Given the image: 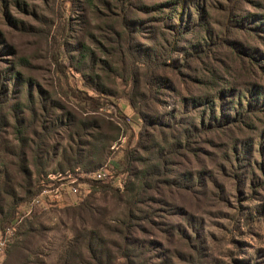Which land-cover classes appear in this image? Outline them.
I'll list each match as a JSON object with an SVG mask.
<instances>
[{"label": "rangeland", "instance_id": "1", "mask_svg": "<svg viewBox=\"0 0 264 264\" xmlns=\"http://www.w3.org/2000/svg\"><path fill=\"white\" fill-rule=\"evenodd\" d=\"M119 1L0 0V226L15 209L23 212L17 251L3 264H64L75 241L81 264H99L86 246L89 237L111 252L104 264H194L196 256L197 264H264V177L257 166L264 111L241 125L201 131L208 114L199 101L214 100L218 111L232 100L218 99L222 90L247 100L251 85L264 89V0H185L186 15L204 9L215 42L202 58L183 52L182 40L171 46L166 15L152 9L183 0H127L124 18L132 29ZM226 7L234 17H225ZM250 15L259 18L243 28L234 22ZM185 38L200 43L196 34ZM227 41L237 42L240 56ZM63 44L78 65L65 76ZM145 58L163 64L152 80L141 67ZM14 64L20 79L10 73ZM66 85L94 97L90 87H102L117 106L82 108L66 96ZM77 150L89 154L78 174L92 180L103 168L121 177L107 192L80 185L72 194L65 187L29 217L28 202L43 184L56 186L58 175L74 174L67 160ZM162 158L164 167L148 171ZM116 180L129 181V193L116 192L122 188ZM126 223L135 239L130 260L120 255Z\"/></svg>", "mask_w": 264, "mask_h": 264}, {"label": "trees", "instance_id": "2", "mask_svg": "<svg viewBox=\"0 0 264 264\" xmlns=\"http://www.w3.org/2000/svg\"><path fill=\"white\" fill-rule=\"evenodd\" d=\"M69 1L70 3H74V0H69ZM119 2H120V8H122V12H123L122 21L125 25H127L130 29H132L129 21H127V19L124 18V14L126 13V10H127V7L125 6L127 0H120ZM178 6L181 7L180 12H177ZM186 7H187V1L183 0V1H177V2L168 1L163 4L155 5L152 9H156L157 11H160L162 14L166 15L165 18H162V21H167V25L171 27L172 29L174 39H173V42H171V46L176 48L177 42L179 40H182L183 42H186V44L188 45V46L186 45L187 48L181 47V50L183 52H187V49H189L193 53V55L197 56V58L206 57L207 50L208 51L211 50L215 42L212 39V34L208 30L207 24L204 25L206 22L204 18V13H205L204 9L203 8L197 9L199 13H196V16L193 17L191 15L185 14ZM165 9L169 11L166 12ZM226 11L225 12L227 14H225V17H234L233 16L234 12H232L229 7H226ZM6 16L7 17L10 16L8 12H6ZM258 18L259 17L257 15H250V16L241 18V22H237L236 20H234V22L236 23V25L243 28L244 26L249 25L251 21H254L253 23H255V21H257ZM174 19L178 21L176 25H173ZM229 25L230 24L228 22L227 26ZM189 33L196 34L198 36L200 43H198L197 45L196 44L193 45L190 42V40H187L185 37ZM121 42H125L126 44H129L130 43L129 36L122 35ZM224 46L230 49L231 53L237 54L238 56H240L241 52L238 48L236 41L224 42ZM62 49H64V54H65L64 62H61L62 67L64 69L62 76H65L68 74V72L75 70L76 64L74 65L73 57L70 55L69 51L66 50V47L64 44L60 47L61 51ZM79 62L77 61V64H79ZM141 63H142L141 67H144V69L146 70V77L149 80L150 79L152 80L154 76L153 73L156 71V69H161L163 65L159 63V60L157 62H154L152 60H149L148 58H145V60L142 59ZM155 63H158L157 67L155 66ZM76 66L78 67V65ZM10 73L11 75H13L15 79L21 78V72L20 70H18V68H16V64H14V67L13 69H11ZM64 89L66 91L65 93L66 96L72 97L75 100L77 98L78 101H76V103L80 107L87 108L91 110L92 112H96L97 110L102 108L104 101L107 104L110 103V105L117 106L115 100L111 98V96L114 97V94L106 92L102 87H99V86L97 87L93 85L92 87H90V89L96 92L97 94H99L100 97L90 96L89 94H87V92H82L83 94H81L80 96L76 94L73 91V89L70 88V86L68 87L67 85L64 86ZM226 96H230L232 100L227 102V105L226 103L220 102L218 106V111L215 106L214 100L211 101L209 100L208 97H205V96H202V98H200L201 100L199 101H202V107H204V110L208 114V121H205L206 115L202 117V120L200 122L201 131L216 130L228 124L229 125H235V124L241 125L242 123H246L248 121H253L255 119H258L257 113L260 111H264L263 109L264 89L262 88L260 89L256 85H251V88L249 90V97L247 100H246V97L243 95V93H237V95H234L232 88H227L224 91L222 90L216 94V97L218 99L224 100L223 97H226ZM245 100H246V105L244 104ZM131 106L134 108L133 104H131ZM222 109H224V112H222ZM219 112H221L220 113L221 115L218 114ZM138 115L141 116L139 112H138ZM200 129H198L195 125L192 126V130L194 133H198V132L201 133ZM261 133H262V139H264V129L261 131ZM78 137H79V134H78ZM90 145H94V144H90ZM251 152H252L251 147L247 145L246 152H245L246 155H249ZM128 156H129V150H125L124 156L119 159L118 169H121V170L125 169V164L127 163ZM88 157H89V154H86L85 152L83 153L82 151L77 150L72 156V158H69L68 160L66 159L68 163L67 165L68 167H70L69 169L72 170L70 172H74L75 175L74 174L72 175L77 177L80 185L90 186V190L92 192L110 191L111 184H112L111 181H113L114 178H117L120 175L113 176L109 173H106L107 178L105 180L97 181L94 179L91 180V178H88L86 174H80V173L78 174L77 172H75L77 169H79V166H83L84 168H87L85 163L88 160ZM238 157L239 156H236V159L239 162H241V160ZM260 157H261V162L258 163L257 166H258L259 171L262 173L264 177V144L262 147ZM165 163H166L165 158L159 159L156 165V168L155 169L150 168L148 169V171H151L152 173L154 170H157L160 167H164ZM62 173H65V172H62ZM252 174H254V172ZM117 182H118V185L119 183L121 184L122 188L119 187L120 190H115L116 192L124 191V193L126 194L129 193V191L131 190V186H129V181L125 182L123 180H120ZM43 185L40 187V190H39L40 193H41V190L44 189L43 187H45V185L44 186ZM258 186L259 185H257V187ZM32 200L28 202L27 207L30 205L28 208V211L31 207ZM83 203L84 201L82 202V205H85ZM82 205H80V207ZM34 210H35V207L32 208V211H31L32 215L30 214L29 216V217H32V219L39 216L38 213H36ZM22 213L23 212L21 213L19 211L17 212V210L15 209L13 211V214L10 215V217L5 222H3V224L0 226V230H3V231L9 227L13 229V234L10 237V242L8 243L7 250H6L7 258H9V256L13 255V253L17 251V248H18L17 238L23 228V221L22 220L19 221ZM27 222L30 223L32 221L30 218H28ZM129 230H130V226L126 223L125 227L123 228V234H124L123 239H122L123 243L120 245V255L122 258H125L126 260H130L131 257H133L134 253L136 252L135 239L132 237V233ZM85 234L86 233H82V235H85ZM189 238L191 239L192 237L188 235V239ZM88 241L90 242L89 244L86 243V246L90 247L92 251V257L96 259V261H98L99 264H104L105 262H111V252L109 251V249L106 248L103 241L100 240L97 243V245L93 244L92 242L93 237L92 238L89 237ZM77 242L75 241L71 245L68 252H66L67 260H65L64 264H81L80 263V260H81L80 244ZM198 259H199L198 256H196L194 259L195 261L194 264H197V262L199 261Z\"/></svg>", "mask_w": 264, "mask_h": 264}, {"label": "built area", "instance_id": "3", "mask_svg": "<svg viewBox=\"0 0 264 264\" xmlns=\"http://www.w3.org/2000/svg\"><path fill=\"white\" fill-rule=\"evenodd\" d=\"M52 179H57L56 176L51 177ZM106 177V171L101 168L98 170L93 176L92 179L97 180V181H102L105 180ZM59 184L54 186L55 184L52 183L49 186H45V188L41 191L39 196H36L32 202H31V207L28 211L30 214L32 211L33 207H42V209H47L49 204H52L51 201H54L56 197L59 195L62 196L64 193V188H69L72 194H77L79 192V181L76 176L74 175H69L67 177H62L61 175H58ZM65 180V181H63ZM118 183V182H117ZM119 186L121 184L119 183ZM45 196L46 198H44ZM44 198V200H42ZM50 198V199H48ZM21 221V220H20ZM13 234V229L12 228H6L4 231L0 230V264H3L5 257H6V250L8 243L10 242V237Z\"/></svg>", "mask_w": 264, "mask_h": 264}]
</instances>
